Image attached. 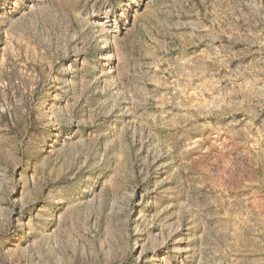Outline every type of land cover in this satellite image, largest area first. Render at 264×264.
<instances>
[{
    "label": "rangeland",
    "instance_id": "1",
    "mask_svg": "<svg viewBox=\"0 0 264 264\" xmlns=\"http://www.w3.org/2000/svg\"><path fill=\"white\" fill-rule=\"evenodd\" d=\"M0 264H264V0H0Z\"/></svg>",
    "mask_w": 264,
    "mask_h": 264
},
{
    "label": "bare ground",
    "instance_id": "2",
    "mask_svg": "<svg viewBox=\"0 0 264 264\" xmlns=\"http://www.w3.org/2000/svg\"><path fill=\"white\" fill-rule=\"evenodd\" d=\"M108 43H109V39L107 38L106 41H105V43H103L102 50H104L105 48L108 47V45H109ZM106 44H108V45H106Z\"/></svg>",
    "mask_w": 264,
    "mask_h": 264
}]
</instances>
